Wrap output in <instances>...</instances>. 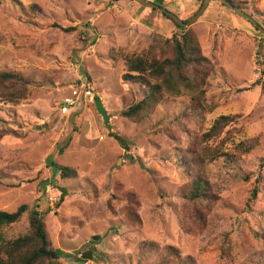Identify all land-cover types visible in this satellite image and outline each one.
Wrapping results in <instances>:
<instances>
[{"label": "rangeland", "instance_id": "obj_1", "mask_svg": "<svg viewBox=\"0 0 264 264\" xmlns=\"http://www.w3.org/2000/svg\"><path fill=\"white\" fill-rule=\"evenodd\" d=\"M20 2L22 7L11 0L0 6V72L20 73L31 82L28 98L15 104L0 100V133L8 134L0 141V211L28 205L46 212L60 264H156L166 246L198 264H264V33L222 2H211L191 26L215 68L204 120L198 127L176 122L190 103L180 97L134 124L120 115L141 99L137 87L122 81L124 56L172 38L179 32L173 22L132 0ZM162 2L183 21L202 7L194 0ZM241 2L264 28V0ZM79 81L102 101L109 127L94 101L80 100L71 114L60 113ZM221 116L236 117L227 128L234 135L224 153L240 159L234 166L225 158L208 165L221 199L200 232L186 216L194 204L180 197L178 159L190 135L199 127L209 131ZM256 139L253 152L234 150ZM59 166L76 169L77 178L61 179ZM58 187L67 195L57 208ZM127 191L138 196L140 226L113 199ZM28 229L26 213L4 236L15 239ZM150 243L158 245L156 253L147 252Z\"/></svg>", "mask_w": 264, "mask_h": 264}, {"label": "trees", "instance_id": "obj_2", "mask_svg": "<svg viewBox=\"0 0 264 264\" xmlns=\"http://www.w3.org/2000/svg\"><path fill=\"white\" fill-rule=\"evenodd\" d=\"M143 1L164 6L162 0ZM194 1H198L202 6L205 0ZM228 1L232 6L245 12L246 7L242 0ZM3 2L4 0H0V6ZM11 2L17 7H22L20 0H11ZM31 10L36 12L38 8L32 6ZM164 16L169 19L166 15ZM173 24L179 32L174 33L172 38L155 40V44L140 55L124 56L127 68L122 81L126 85L137 87L141 94V99L129 104L120 112L121 117L129 122L141 124L166 101L180 97H188L190 103L176 116L174 119L176 122L190 123L198 127L199 122L204 120L207 104L206 91L215 68L210 59L203 54L192 27L182 28ZM64 31L69 32L72 29ZM30 86L31 82L20 73L0 72V100L2 101L15 104L28 98ZM96 100L97 97H95ZM235 118V116H221L207 132L201 131L199 127L197 132L190 135L189 146L180 151L178 165L181 169L182 182H184L180 189V197L194 204L186 216L189 223L200 232H203L208 225L213 206L221 199V186L210 179L207 172L208 165L218 158H225L228 166H234L240 159V156H236L233 152L224 153V149L234 135L233 131L227 128L234 123ZM4 134L8 135L0 133V141ZM258 145L259 140L256 139L254 142L240 144L234 150L238 154H249ZM59 169L63 180L76 179L78 176L76 169L60 166ZM261 181L262 176H259L251 193L252 199H256ZM48 184H45L46 189ZM118 188L120 187L116 188L117 191ZM58 190L60 198L56 204L57 208L63 204L67 195L66 189L58 187ZM113 199L122 204V210L129 222L138 226L142 224L139 217L140 202L134 191L124 192L121 197L115 193ZM26 213L29 217L28 231L15 239L6 238L5 229L18 223ZM45 219L46 212L31 210L28 205H22L12 213L0 211V264H60L61 255L51 241ZM158 249L156 243H150L147 252L156 253ZM164 250L165 254L157 260L156 264H198L194 257L183 256L176 247L166 246Z\"/></svg>", "mask_w": 264, "mask_h": 264}, {"label": "water", "instance_id": "obj_3", "mask_svg": "<svg viewBox=\"0 0 264 264\" xmlns=\"http://www.w3.org/2000/svg\"><path fill=\"white\" fill-rule=\"evenodd\" d=\"M133 1L136 2L138 5L144 7V8L156 10V11L163 13L169 19H171L173 21V23L177 24L178 26H180L182 28L191 27L194 23H196L199 20V18L204 14V12L206 11L207 7L209 6V4L211 2L220 1V2H222V4L224 6H226L228 9L232 10L234 13H236V14L244 17L245 19H247L258 31L264 33V28L252 16H250L246 12L236 8L235 6H232L228 0H205L203 2V5H202L201 9L199 10V12L192 19H190L188 22H184L177 15H175L174 12L172 13V12L168 11L166 8L159 6L158 4H154L151 2H145L143 0H133ZM95 106H96V110H97L98 114L101 117H103V121H104L105 125L107 127H109V121H110L111 117L109 116L107 110L105 109L102 101L97 99L95 101Z\"/></svg>", "mask_w": 264, "mask_h": 264}, {"label": "built area", "instance_id": "obj_4", "mask_svg": "<svg viewBox=\"0 0 264 264\" xmlns=\"http://www.w3.org/2000/svg\"><path fill=\"white\" fill-rule=\"evenodd\" d=\"M170 2L172 0H169ZM83 97L84 99H81ZM84 100L87 102H95V96L91 92L90 89H88V86L84 84L82 81H79L77 83V87L74 88L72 92V97H67L65 100H63L59 110L60 113L63 115H69L71 114L78 106L79 101ZM103 138H101L102 140Z\"/></svg>", "mask_w": 264, "mask_h": 264}]
</instances>
